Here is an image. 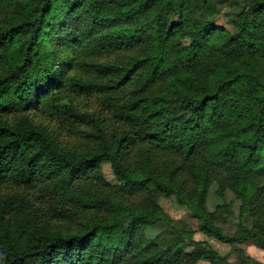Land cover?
<instances>
[{"label": "trees", "instance_id": "16d2710c", "mask_svg": "<svg viewBox=\"0 0 264 264\" xmlns=\"http://www.w3.org/2000/svg\"><path fill=\"white\" fill-rule=\"evenodd\" d=\"M213 185L237 216L206 210ZM160 197L190 211L184 240L146 235ZM247 242L264 251V0H0V264H259Z\"/></svg>", "mask_w": 264, "mask_h": 264}, {"label": "rangeland", "instance_id": "374dc122", "mask_svg": "<svg viewBox=\"0 0 264 264\" xmlns=\"http://www.w3.org/2000/svg\"><path fill=\"white\" fill-rule=\"evenodd\" d=\"M223 13L218 16L215 20V24L218 28L228 29L223 18ZM101 173L104 181L112 186L116 187L119 185V182L116 180L111 167L109 164H103L101 167ZM216 186L213 185L210 187L209 194L206 200V210L210 213H213L216 210L218 205H222L223 202L230 203L232 212L234 216L238 214L239 203L234 199V197L227 193L225 199L221 200L215 195ZM158 205L163 212L164 217L167 219V222H161L156 226L148 229L146 235L149 237H154L159 235L163 242L170 243L177 240H184L181 236V232L186 230L185 226H189L193 223L192 215L190 211L180 206L172 198L160 197L158 199ZM233 219H228L224 225H222L223 230L227 235H233L235 232ZM194 242H207L220 256H228L230 263H235L236 258L232 253V248L228 245L219 243L214 239H209L201 233H195L192 236ZM235 248L240 249L244 255L251 260L264 264V251L257 248L251 242L244 244H237ZM192 251V248H184L182 253L189 254ZM196 264H210L209 262L199 261Z\"/></svg>", "mask_w": 264, "mask_h": 264}]
</instances>
